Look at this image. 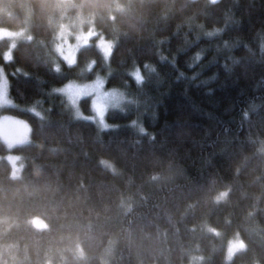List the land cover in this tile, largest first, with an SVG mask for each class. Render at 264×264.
<instances>
[{
	"label": "trees",
	"instance_id": "obj_1",
	"mask_svg": "<svg viewBox=\"0 0 264 264\" xmlns=\"http://www.w3.org/2000/svg\"><path fill=\"white\" fill-rule=\"evenodd\" d=\"M0 26L30 34L0 40L29 124L0 138V264H264V0H0ZM96 76L127 98L104 126L61 91Z\"/></svg>",
	"mask_w": 264,
	"mask_h": 264
},
{
	"label": "rangeland",
	"instance_id": "obj_2",
	"mask_svg": "<svg viewBox=\"0 0 264 264\" xmlns=\"http://www.w3.org/2000/svg\"><path fill=\"white\" fill-rule=\"evenodd\" d=\"M29 36L28 29L24 27L21 29H10L0 26V40L3 38L8 40V47L4 51V57L10 59L12 56V48L16 43ZM56 38L58 39L56 47L61 51V53H56V55L60 56L66 64H72L76 61L77 50L82 44H86L89 39L87 32L70 33L66 31V28L61 29L57 33ZM96 44L104 55L107 56L109 54L110 41L100 37ZM61 91H64L67 103L71 105L73 112L78 115L77 117L95 119L101 126L106 124L104 118L109 108H121L127 102L124 91L114 87L107 88L104 84V78L101 76H96L88 82L70 81L61 87ZM84 96H87L90 100L92 113L89 115L84 114L79 108L80 99ZM11 104L12 102L8 97L7 77L0 66V138L9 148L29 141L28 122L16 115L1 112L2 107ZM5 157L11 163V175L17 176L21 169V162L19 161L18 155L7 153ZM241 244V240L236 235L233 236L228 241L229 254L241 246Z\"/></svg>",
	"mask_w": 264,
	"mask_h": 264
}]
</instances>
